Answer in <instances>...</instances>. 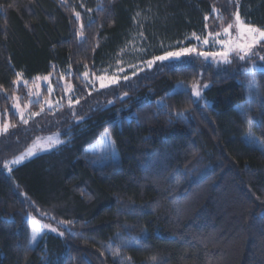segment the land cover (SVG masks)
<instances>
[{
  "label": "trees",
  "instance_id": "1",
  "mask_svg": "<svg viewBox=\"0 0 264 264\" xmlns=\"http://www.w3.org/2000/svg\"><path fill=\"white\" fill-rule=\"evenodd\" d=\"M237 5L264 28V0H0V114L15 124L0 134V264H264V151L242 140L251 129L264 146V42L243 61L147 64L221 31ZM116 69L113 85L89 81ZM44 75L60 98L71 82L72 105L39 101L25 124L13 98ZM193 82L208 85L197 99ZM55 133L58 148L3 167ZM29 213L58 234L32 242Z\"/></svg>",
  "mask_w": 264,
  "mask_h": 264
},
{
  "label": "snow or ice",
  "instance_id": "2",
  "mask_svg": "<svg viewBox=\"0 0 264 264\" xmlns=\"http://www.w3.org/2000/svg\"><path fill=\"white\" fill-rule=\"evenodd\" d=\"M61 2H63V0H61ZM213 11L216 12L218 17L221 19V21H223V17L220 16L218 10L214 8ZM73 14L76 16L77 21H79L81 18L80 14L78 12H73ZM207 20H208V16L206 15L205 21ZM205 27H207V24L205 25ZM82 28H83V25H81V29ZM233 28L236 30L235 36H233L230 31ZM222 32L225 38H219L221 37L220 31H216L215 33L209 32L208 37H202L200 35H197L195 32L192 33L193 38H195L197 41H201L203 45H208L209 38H211L215 44H218L221 46V49L219 51L198 50L197 47L193 46L190 48L180 49L179 51H167L163 55L154 57L153 61H147V64L149 67H151L154 61H164V60H168L171 57L178 58L182 55H188L190 53H194L200 57H203L205 60L211 57L214 61H217L218 63L220 62L231 63L230 54L235 53L238 56V58L243 61L246 58H250L252 55H255L256 53H253L252 49L256 47L258 44H260L261 42H264V28L254 26L251 23H248L246 20L242 19L238 11V5H237V11L234 13V16H233V21L229 22L226 26H223ZM77 35L82 36L83 35L82 30H79L77 32ZM261 59L264 60V57H261ZM120 71H123V69H120ZM246 71H249V70L246 69ZM85 76H87V73H85ZM35 79L40 80L41 77H36ZM42 79L47 81L49 77L45 76ZM97 79L100 81L101 88L109 86V84L105 83V79H106L105 76L97 77ZM107 79L110 81L111 84H115L118 82L120 77L118 76L107 77ZM123 79L127 80L128 76H124ZM21 81H22V74L17 73L16 80H14L13 83L18 84ZM23 83L27 85L28 81H23ZM254 83H255L254 80L249 81V87H252ZM204 87H208V85H204ZM191 88H192L193 96L199 97L200 96V86L198 82H193V84L191 85ZM68 90L69 91L71 90V85L68 86ZM48 91L51 93L52 91L51 85L48 86ZM37 95H39V92H37ZM125 95H127V93H125ZM14 99L18 100L19 98L14 97ZM78 102L79 101L77 100L76 103ZM69 103L70 104L72 103L71 98H69ZM14 107H17L19 109V104L18 103L15 104ZM24 107L27 108L28 105H25ZM49 107H51V103H49ZM41 111H43V108L41 109ZM19 115L23 123L25 124L28 123V120L25 119L23 110L19 111ZM36 115H38V113H31V116H36ZM10 126L15 127V124L10 125L7 121H5L3 125L0 126V133H6ZM104 137L105 139H107V133L104 134ZM56 143H60V141L55 135L49 136L43 139H41L40 137H37L36 140L33 141V144L27 147L21 154L15 156L11 160H5L3 162V167L11 170L9 168L10 165L19 164L26 157H31L35 155L37 148H39L40 150H45L43 146L45 145L51 146ZM37 211L39 212L40 210L37 209ZM41 215L47 216L48 214L41 212ZM28 219L32 223V227H31V233H32L31 241L32 242L36 240L37 236L40 234L41 230L43 229H47L51 232L58 231L56 227L52 226L49 223H40L36 218L32 216L31 213L28 214ZM65 223L66 222L63 220L59 221V224L61 225ZM59 235H63V232H59ZM115 255L119 256L120 255L119 251H117ZM151 259L155 261L157 258L152 257Z\"/></svg>",
  "mask_w": 264,
  "mask_h": 264
},
{
  "label": "rangeland",
  "instance_id": "3",
  "mask_svg": "<svg viewBox=\"0 0 264 264\" xmlns=\"http://www.w3.org/2000/svg\"><path fill=\"white\" fill-rule=\"evenodd\" d=\"M230 31H231L233 36L236 35V30L234 28L231 29ZM209 32H212V31L208 30V32L202 37H208ZM220 32H221V37H219V38H225L223 36L222 30ZM186 42H188L190 45L185 47V48H190V47L195 46V47H197L198 50H215V51H219L221 49V46L218 45V44H215L214 41L211 38H209V44L208 45H203L201 41H197L195 38H193L192 35L187 37ZM179 50H176V51H179ZM186 56L199 57L200 59H202L205 62H211V63H215V64L223 63V62L218 63L217 61H214L211 57H209L207 60H205L203 57H200V56H198V55H196L194 53H190L188 55H182V56H180L178 58L177 57H171L168 60H180V59H182V58H184ZM231 57H238V56L235 53H232V54H230V58ZM136 66H137V68H140L141 65L137 64ZM252 68L254 69L255 66H253ZM123 72H124V70L120 71V70L116 69V70H114V72L113 71L111 73L105 72V73H103L100 76H105L106 77V79H105V83L106 84L113 85V84L110 83V81L107 79V77H114V76H118L119 77V75H121ZM45 76L49 77V79L47 81L42 79ZM100 76H98V77H100ZM54 78L55 77L53 75H44V76H41L40 80H35L34 85L31 86L29 91H27L28 97L25 100L21 99L22 95L15 94L14 97H18L19 99L16 100V99L13 98V101H12V104H11L12 111L20 118L19 111L23 110L24 115H25V119L30 121L32 118L35 117V116H31V113H35V112H33L32 108H31V105L37 103V101L38 102L41 101V104H42V106L40 107V112H41L42 108L43 109H49V110L57 109L60 106L64 105V101H66V103L71 106L72 103L71 104L69 103V98H71V100H72V94H73V86H72L71 82L69 80H66L65 78H61L60 79L59 82H60V85L62 87L63 94H64V96L60 98V97L56 96V85L53 83V79ZM89 81L91 82V84L94 87L102 89L100 87V81L97 79V77L96 78H90ZM21 83H22V81L19 82L18 84H16V86H18ZM49 85H51V88H52L51 93L48 91V86ZM69 85H71V90L70 91L68 90V86ZM199 86H200V95H201V93L207 87H204V85H199ZM185 89H188L192 93L191 86H189V87H187ZM182 90H184L183 85L181 83L177 84L176 88H175V91H182ZM37 92H39V95H37ZM194 97H195V99L199 98L197 96H194ZM17 103L19 104V109L17 107H14V105L17 104ZM49 103H51V107H49ZM25 105H28V107L25 108L24 107ZM20 120H21V118H20ZM5 121L8 122L7 114L6 113H4V115L0 114V126H2ZM53 135H55L58 138L60 143H56V144L51 145V146L45 145V146H43L45 148V150H40L39 148H37L35 155H33L31 157H26L19 164L10 165L9 168L12 167V166L20 165V164L26 162L27 160H29V159H31V158L39 155V154H42L44 152L52 151V150L58 148L59 146H61L63 144V140H62L60 134H57V133L49 134V135H39V136H36L33 139V141H35L37 137H40L41 139H43V138H46V137H49V136H53ZM242 140L246 144L251 145V146H253V147H255V148H257V149H259L261 151H264V146H263L261 140L253 133V131L251 129H249L244 135H242ZM33 141L31 142L30 146L33 144ZM99 146H100V150L102 152L106 151L108 149L112 151V149H113L109 138L107 137V139H105L104 135H102L100 137ZM105 160H107L105 155H103L102 157L99 158L100 162H104ZM8 170L9 169L6 168V171H8ZM40 223H42V222H40ZM45 230L47 232L51 233V234H58V231L57 232H51V231H49L47 229H45Z\"/></svg>",
  "mask_w": 264,
  "mask_h": 264
}]
</instances>
